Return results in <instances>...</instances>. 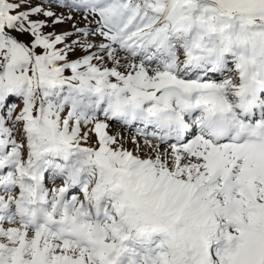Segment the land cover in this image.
<instances>
[{
  "label": "snow or ice",
  "instance_id": "obj_1",
  "mask_svg": "<svg viewBox=\"0 0 264 264\" xmlns=\"http://www.w3.org/2000/svg\"><path fill=\"white\" fill-rule=\"evenodd\" d=\"M0 264H264V0H0Z\"/></svg>",
  "mask_w": 264,
  "mask_h": 264
},
{
  "label": "rangeland",
  "instance_id": "obj_2",
  "mask_svg": "<svg viewBox=\"0 0 264 264\" xmlns=\"http://www.w3.org/2000/svg\"><path fill=\"white\" fill-rule=\"evenodd\" d=\"M70 27V26H69Z\"/></svg>",
  "mask_w": 264,
  "mask_h": 264
}]
</instances>
